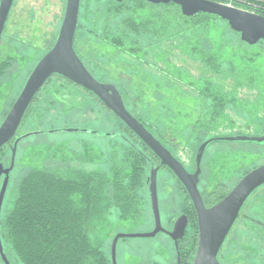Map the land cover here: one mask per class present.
Wrapping results in <instances>:
<instances>
[{
	"label": "trees",
	"instance_id": "1",
	"mask_svg": "<svg viewBox=\"0 0 264 264\" xmlns=\"http://www.w3.org/2000/svg\"><path fill=\"white\" fill-rule=\"evenodd\" d=\"M86 1L89 4L100 0ZM105 1L98 13L106 24L100 33L88 32L91 35L89 40L98 39L117 51L140 60V54L145 52V41L152 39L159 45L180 38L181 53L211 71L208 76L196 79L190 75L185 76L182 66L172 64L167 69L160 70L161 73L164 71L162 76L166 82L178 87L184 86L197 94L202 106L197 114L189 113L184 106L179 107L173 91L169 89L166 97L158 102L160 108L156 109L157 112H165H159L161 117L157 112L151 115L139 109L130 87L118 82V89L127 109L149 131L155 133L154 136L168 149L170 147L180 152L176 137L171 140L170 146L167 145L174 128L175 134L180 135L185 143L182 151H187L194 148L201 137L224 135L227 129L236 125L235 119L228 112L230 106L239 109L249 119L255 118L264 110V65L260 63L264 55L260 50H250L258 46L263 48L264 41L250 46L220 18L206 13L185 17L173 3L155 5L145 0L121 3L116 0ZM211 1L264 16V0ZM112 20L118 21L113 32L110 28ZM81 30L79 14L75 38V50L79 56L77 45ZM56 38L50 42L45 54L53 47ZM80 58L82 59L81 56ZM12 61L13 58L0 63V80L12 68ZM93 75L100 82H105L100 76ZM220 76L230 80L232 86L227 88L215 84L214 79ZM54 77L59 82L74 85L62 77ZM54 77L48 80L43 89ZM244 89L251 95L239 100V93ZM40 93L29 106L18 134L33 113L37 112L40 116L41 112L42 115V111L37 110L39 108L34 109ZM99 101L107 111L112 112ZM193 116L194 119L187 123V119ZM121 123L126 133L127 145H111L108 171L99 168L87 170V165L98 162L92 156V147L87 143L80 150L67 142L47 146L39 151L34 149L30 167L19 180L16 194L1 220V238L6 252L15 253L22 264H112L107 248L98 242L109 216L117 209L121 222L140 221L147 205L145 187L150 183L148 171H152L156 165L171 171L160 164V159L129 127L122 121ZM62 131L69 130L58 128L44 130L43 133ZM92 133L101 135L100 132ZM6 149L2 148L0 155H4L3 151ZM216 154L221 158H217L218 161L211 166L212 193L208 196L211 205L228 194L230 189L227 182L239 174L241 179L249 172L248 166L251 164V156L244 149L225 151L221 147ZM41 160L50 165H41ZM243 170L246 173L243 174ZM181 186L191 226L187 237L180 243V264H192L198 246V219L186 188L182 183ZM222 250L223 247L219 253L221 264Z\"/></svg>",
	"mask_w": 264,
	"mask_h": 264
},
{
	"label": "rangeland",
	"instance_id": "2",
	"mask_svg": "<svg viewBox=\"0 0 264 264\" xmlns=\"http://www.w3.org/2000/svg\"><path fill=\"white\" fill-rule=\"evenodd\" d=\"M105 2V0H100L88 4L86 0L81 1L80 24L82 30L79 33L77 49L87 69L103 78L105 83L114 84L117 88H119L118 82L128 85L139 109L151 115H154L157 112L156 109L160 108L158 102L166 97L169 89L173 91L179 107L184 106L189 113L197 114L202 108L197 94L184 86L178 87L166 82L162 76L164 71L161 73L160 70L167 69L172 64L182 66L185 76L190 75L197 79L208 76L211 73L210 69L181 53L180 38L159 45H156L152 39L145 41V52L140 54V60L129 57L98 39L89 40L91 35L88 32L100 33L106 24L98 13ZM65 9L66 0H14L0 43V63L13 58L12 68L0 80V124L18 97L33 67L44 56L50 42L57 37L64 19ZM111 22L110 28L113 32L118 21L112 20ZM250 50H260L264 55V46ZM260 63L264 65V58ZM192 77L191 80H193ZM214 83L227 88L232 86V82L223 79L222 76L216 77ZM250 95L251 93L244 89L238 97L239 100H243L244 97ZM34 107V109L39 108L37 110H41L42 115L41 112L40 116L37 112L33 113L19 134L26 135L31 132H43L58 128L69 131L32 135L20 143L16 156V167L11 175V183L3 206L2 219L16 194L19 180L30 167L34 149L39 151L47 146L61 143L63 145L67 142L73 148L80 150L87 143L93 149L92 156L98 161L87 165V170L99 168L108 171L111 145H127L126 133L123 131L121 121L112 112L107 111L96 96L74 85L59 82L57 77H54L43 91L41 90ZM159 112L157 113L161 117ZM228 112L235 119L236 125L227 129L224 132L225 136L243 134L257 137L263 135L264 110L253 119H249L241 114L239 109L232 106L228 108ZM194 117L187 119V123H190ZM71 129L79 130L70 131ZM92 131L100 132L101 135L93 134ZM175 132L174 128L173 134L168 137L167 145L170 146L171 140L176 137L180 152H176L170 147L169 149L176 158L183 160L190 172H194L199 148L215 136H203L195 143L194 148L190 147L191 150L182 151L185 143L181 136ZM113 134H115L114 137L108 136ZM226 145H231L228 147L229 149L241 148L245 153L250 154L249 172L264 164V145H259L256 142L214 143L206 151L202 160L201 190L210 186L213 174L212 160L217 162V158H221L215 152ZM11 157L12 151L8 148L1 156L0 161L7 167ZM41 165H50V163L41 160ZM150 171L151 169L148 171L149 177ZM243 171V174L246 173V170ZM239 177L240 174L227 182L229 189H232L240 181ZM2 183L3 179L0 181V190ZM181 187V183L171 171L164 167L159 168L157 173L159 206L163 225L168 229L173 226L171 220L177 219L183 212ZM145 197L147 205L140 221L136 223L121 222L117 209H114L109 216L107 226L98 242L107 248L110 259L112 242L117 234L152 231L154 215L150 183L145 187ZM203 197L205 200L208 198L205 194ZM240 215L223 246L222 264H264V186L249 197ZM5 254L14 264H22L15 253L7 251ZM143 256H148L147 260L143 261ZM148 260L161 261L163 264H169V262L176 264L175 246L172 239L164 233H160L154 238H127L118 242L117 264H150L151 262ZM0 264H5V262L0 260Z\"/></svg>",
	"mask_w": 264,
	"mask_h": 264
},
{
	"label": "water",
	"instance_id": "3",
	"mask_svg": "<svg viewBox=\"0 0 264 264\" xmlns=\"http://www.w3.org/2000/svg\"><path fill=\"white\" fill-rule=\"evenodd\" d=\"M82 0H66V9L60 31L53 47L35 64L27 77L18 97L12 104L5 118L0 124V150L10 145L17 136L24 116L48 80L54 76L62 77L74 85L81 87L101 100L127 127H129L160 159L162 166L168 167L186 188L198 218V246L192 264H221L218 255L231 232L240 211L249 197L264 185V164L251 170L230 190V192L217 204L207 207L199 190L201 164L203 155L208 147L217 142H256L264 145L263 135L229 136L212 138L201 145L196 156V171L188 172L185 166L162 142L149 131L126 107L119 89L111 83L100 82L85 66L83 60L75 50L76 32L79 26V14ZM130 0H116L121 3ZM155 5L173 3L178 6L185 17H195L200 13L216 16L229 24L230 28L239 33L241 40L250 46L264 41V16L230 5L211 0H145ZM14 0H0V42L6 23L9 19ZM71 129L70 131H72ZM76 130V129H75ZM31 132L15 140L12 148L10 167L5 169L0 162V177L5 174L0 191V253L5 264L8 260L1 238V213L5 194L9 183V174L14 168L17 145L27 137L42 134ZM160 166H153L150 182V196L155 220V228L148 233L124 234L119 233L112 242V261L116 263L117 244L127 238H154L159 233H165L178 242L186 233L188 218L180 216L174 223L172 230L162 226L158 192L157 173Z\"/></svg>",
	"mask_w": 264,
	"mask_h": 264
},
{
	"label": "flooded vegetation",
	"instance_id": "4",
	"mask_svg": "<svg viewBox=\"0 0 264 264\" xmlns=\"http://www.w3.org/2000/svg\"><path fill=\"white\" fill-rule=\"evenodd\" d=\"M24 135V134H23ZM22 134H17V136L12 140V142H11V144L10 145H6L5 147L8 149V148H10L11 149V151H12V148H13V144H14V142H15V140L17 139V138H19V137H22L23 136ZM239 135H243V134H238V135H233V136H239ZM219 137H229L228 135H224V136H215L214 138H219ZM258 137V136H257ZM27 138H29V137H27ZM27 138H24V139H27ZM24 139H22L19 143H18V145H17V151H18V146L20 145V143L21 142H23L24 141ZM239 145H242V144H239ZM229 146H231V145H226V146H224V147H222L223 148V150H227V151H230V150H234V149H241V148H233V149H229L228 147ZM4 148V147H3ZM209 149V147L206 149V151ZM242 150V149H241ZM205 151V152H206ZM3 152H5V151H3ZM217 153V151L215 152V154ZM205 154V153H204ZM1 156L2 155H0V158H1ZM16 156H17V152H16ZM197 156V155H196ZM203 157H204V155H203ZM12 158V157H11ZM178 160H180L179 158H177ZM203 160V159H202ZM181 161V160H180ZM183 161V160H182ZM181 161V163L185 166V168L188 170V172H190L189 171V169L187 168V166H186V164L184 163V162H182ZM213 161H214V159H213ZM1 163H3L2 161H0ZM212 163H215V162H211V166H212ZM10 164H11V161H10V163H9V165L6 167L5 165H4V163H3V165H4V168L5 169H7V168H9L10 167ZM195 165H196V159H195ZM15 167H16V159H15V165H14V168L11 170V172H10V174H9V183H8V188H7V191H6V194H5V199H6V195H7V192H8V189H9V186H10V183H11V175H12V173H13V171L15 170ZM197 168V167H196ZM201 170H202V164H201ZM195 171H196V169H195ZM194 171V172H195ZM194 172H190V173H194ZM174 174V173H173ZM201 174H202V172H201ZM201 174H200V176H199V178H200V181H201ZM176 177V176H175ZM5 178H6V175L5 174H3L1 177H0V181H2V179H3V183H4V180H5ZM177 178V177H176ZM178 179V178H177ZM180 181V180H179ZM3 183H2V186H3ZM200 184H201V182H199V190H200V192H201V195H202V197H203V194H205L206 196H210V194L212 193V190H211V187L209 186V187H207V188H204L203 190H201V188H200ZM264 186V185H263ZM262 187V186H261ZM260 187V188H261ZM1 189H2V187H1ZM259 189V188H258ZM257 189V190H258ZM231 190V189H230ZM256 190V191H257ZM1 191V190H0ZM230 192V191H229ZM228 192V193H229ZM5 199H4V202H5ZM203 200H204V202H205V205L207 206V207H212L213 205H215V204H217V203H215V204H213V205H211L210 203H209V200H208V198L205 200V198L203 197ZM192 201V200H191ZM220 202V201H219ZM192 204H193V202H192ZM3 206H4V203H3ZM193 206V208H194V205H192ZM187 206L185 205V206H183V212H182V215H186L187 216V218H188V221H189V223H188V226H187V229H186V233H185V236L181 239V240H179V242H178V247L176 246V244H175V242H174V240L172 239V241L174 242V246H175V253H176V264H180L181 263V252L179 251V248H180V243L187 237V235H188V230H189V228H190V226H191V222H190V219H189V213H188V210H187V208H186ZM244 207V206H243ZM243 209V208H242ZM242 209H241V211H242ZM194 210H195V208H194ZM2 211H3V207H2ZM241 211H240V214H241ZM195 212H196V210H195ZM160 213H161V210H160ZM239 214V217L241 216ZM182 215H180V216H182ZM197 215V214H196ZM179 216V217H180ZM178 217V218H179ZM239 217H238V219H239ZM177 218V219H178ZM177 219H173V220H171L172 221V223H173V225H174V223H175V221L177 220ZM198 219V218H197ZM237 219V220H238ZM1 220H2V213H1ZM161 220H162V215H161ZM236 220V221H237ZM236 223V222H235ZM162 226L166 229V230H172L173 229V226H172V228L171 229H168V228H166L164 225H163V220H162ZM154 228H155V220H154V227H153V229L152 230H154ZM151 232V231H150ZM160 234V233H159ZM158 234V235H159ZM165 234V233H164ZM230 234V233H229ZM158 235H156V236H158ZM166 235V234H165ZM155 236V237H156ZM167 236V235H166ZM169 237V236H168ZM170 238V237H169ZM198 238H199V231H198ZM122 240H125V239H122ZM4 247V246H3ZM4 252L6 253V250H5V247H4ZM8 258V257H7ZM143 258V261H144V259H146L147 260V258H148V256H143L142 257ZM218 259H219V255H218ZM0 260L1 261H3V258H2V256H1V253H0ZM8 260H9V258H8ZM10 261V260H9ZM151 262L150 264H163V262H161V261H153V260H148V262ZM220 262V261H219ZM10 263L11 264H14L12 261H10ZM111 263L113 264V261H112V251H111ZM193 263V262H192ZM221 263V262H220ZM169 264H170V262H169Z\"/></svg>",
	"mask_w": 264,
	"mask_h": 264
}]
</instances>
